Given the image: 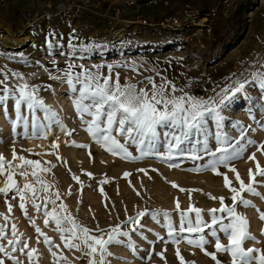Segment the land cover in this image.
I'll return each mask as SVG.
<instances>
[{
	"label": "rangeland",
	"instance_id": "374dc122",
	"mask_svg": "<svg viewBox=\"0 0 264 264\" xmlns=\"http://www.w3.org/2000/svg\"><path fill=\"white\" fill-rule=\"evenodd\" d=\"M182 1L172 0V4L178 8ZM186 1L195 5L203 3L202 0ZM59 4V0H0V25L7 30L6 38L0 42V81L8 77L0 84V89L5 86L12 89L22 83L35 86L39 89V98L52 113L46 114L37 108L35 116L38 123L34 128L29 110L22 105L20 111L28 117L27 124L20 121L13 127L17 118L14 101L10 98L0 106V155L6 161H13L15 150L18 157L39 161L42 167L49 169L39 173L40 179L52 186L45 193L42 185L35 184L31 167L26 169L29 173L27 178L20 176L17 169L14 180L19 188L35 184L38 189L36 203L41 205V209L37 211L30 194H26L23 202L27 214L21 211V200L15 191L0 194V226L5 228L8 239H12L11 228L15 225L21 234L20 240L29 244L24 253L17 251L11 255L21 264H30L27 252L35 248L38 251L34 256L39 259H34L31 264H88L86 250L65 248L54 222L49 219L48 226L44 224L45 197L58 192L60 200H57V205L62 201L76 221L93 230L92 235L105 234L97 231V226L110 230L128 217L147 210L149 215L140 220L143 227L137 226L135 231H131L128 226L122 225V230L129 232V237H121L122 243L109 246L111 255L107 257V264H180L163 214H170L171 223L178 231L181 223L175 206L178 199L181 211H187L191 202L202 210L203 220L210 222L209 210L220 207L219 199L210 197H224V203L232 205V193L224 186V175L231 181V187L239 188L236 174L225 166L217 167L221 175L203 167L221 155L217 153L216 157H212L203 151L207 146L215 152L218 146L216 122L210 116L206 117L203 135L194 133L191 136L192 151L200 157L196 160L190 159L187 154L176 153L172 154V159L162 160L154 153L129 162L121 158L122 154L117 156L106 151L89 135L83 121H89L91 117L77 115L73 99L78 92L74 93L69 88L62 72L57 69L64 70L70 63L82 65L102 77L110 75L112 82L119 73L122 86L136 84L149 92L152 89L149 78L156 85L167 81V91L172 96L190 95L202 100L211 98L216 104H219L224 89H235L238 81H247L244 92L236 93L230 102L226 101L219 108L224 117L220 131L230 141L229 153L242 149L239 158L230 162L231 167L247 184L249 169L254 176L257 164L264 169V149L257 150V145L264 144V96L252 80V73L264 72V0H232L225 17L216 19L215 30L212 27L214 34L204 38L203 32H200L197 36L202 47L195 40L189 42L185 39L176 43L168 32L142 27L131 29L124 34L123 40L116 41L108 35V23L101 17L105 6L100 1L95 0L92 6L74 18L59 14ZM151 11L149 9L146 13ZM124 14L128 12L124 11ZM86 47L87 51L84 50ZM94 65L103 67L97 69ZM108 65L113 66L111 73ZM80 70V67L73 69L74 73ZM13 73H18L23 79L13 76ZM49 73L60 78H50ZM171 86L175 87V92H171ZM76 87L79 88V84ZM113 127L112 135L116 136L115 128L118 126ZM60 137L64 141L54 149L51 144ZM116 138L124 143L122 136ZM40 141L44 143L38 145ZM249 141L254 143L249 144ZM163 143L161 136V145ZM127 147L133 156L139 155L135 146L129 144ZM155 151L164 154V147L158 146ZM253 154L255 157L250 160ZM16 163L20 162L13 161V164ZM197 167L201 169L199 172L192 171ZM126 172L130 175L124 178ZM87 173L91 174V178ZM6 176L7 173L0 176V183ZM73 176L78 177L80 182L77 183ZM255 179L257 192L264 196V176H255ZM105 180L107 183H101ZM173 182L179 187L173 188ZM100 188H103V195ZM180 188L197 191L191 192L189 201L188 191H180ZM244 199L254 207L237 205L236 210L247 218L249 232L258 243L248 240L243 246L264 252V235H261L264 221L257 212V209L264 212V200L250 194H244ZM52 208V204H47V210ZM189 218L194 221L195 213H189ZM33 221L50 238L51 246L46 245L43 236L36 233ZM62 226L70 227L66 222ZM209 231L206 229L203 233L209 241L205 250L215 254L216 260L205 255L200 248L188 245L187 239H196L200 234L187 232L179 234L181 256L188 264H216V261L231 264L228 253L216 252L215 240L208 235ZM218 234L220 242L227 246L228 240L222 233ZM0 244L7 246V239L0 240ZM129 244L133 247L130 248ZM159 253H163L164 259ZM0 259L4 260V264H13L3 254H0Z\"/></svg>",
	"mask_w": 264,
	"mask_h": 264
},
{
	"label": "snow or ice",
	"instance_id": "6c2138e0",
	"mask_svg": "<svg viewBox=\"0 0 264 264\" xmlns=\"http://www.w3.org/2000/svg\"><path fill=\"white\" fill-rule=\"evenodd\" d=\"M92 47V46H88ZM87 51V47L84 49ZM80 67L79 73H74L73 69ZM93 67L99 69L102 65H94ZM111 73L112 65L107 66ZM47 71V69H46ZM58 72H62L66 83L69 88L78 95L73 99V107L77 112V115L83 118L84 115L91 117L89 121H83L86 123V131L93 138L96 143H99L106 151L113 155L121 156L129 162L139 161L145 156L150 154H156L162 160L172 159V154L178 155L187 154L190 159L196 160L200 157L195 151H192L191 136L194 133L203 135V129L206 126V117H211L217 124V148L215 152L205 146L203 151L206 154L216 157L217 153H221L218 158L212 159L204 168L210 169L213 174L221 175L217 171L218 166H225L228 171L236 174V181L239 183V188L231 187V181L227 175H224V186L231 193L232 205L228 206L224 203V197H210L213 200L219 199L220 207L209 210L210 222H205L202 218V210L194 207L191 202L187 211H181L180 203L177 199L175 201L176 210L180 215V227L179 230L172 225L170 214L164 213L166 227L168 234L172 237L171 242L176 246V256L180 261V264H188L181 256L178 244L180 243L179 234H200L196 239H187L186 243L193 247H198L204 251L205 255H209L213 260H216V256L213 253H208L205 250V245L209 241L205 238L203 233L206 229H210L208 235L215 240L216 252H226L230 255L231 264H264V252L256 248H244V243L248 240H252L254 243H258L255 237L249 232V222L245 216L238 213L237 205L243 207H254L249 200L244 199V194H250L257 196L264 200V196H261L257 192V181L255 176H264V169L257 164L255 176L251 169H249V181L247 184L241 179L239 173L234 167H231V161L239 158L240 151H233L229 153L230 141L227 135L220 131L221 122L224 117L221 116L219 108L224 105L226 101H231L232 96L236 93L244 92L245 82H237L235 89H224L223 96L216 104L211 98L208 100H202L190 95H181L179 97L172 96L167 91L169 85L165 81L160 85H156L150 78L149 83L152 84L151 92L144 88H139L136 84L119 83V73L116 74L115 82H112L111 76L102 77L98 73H93L91 70L84 69L83 66H77L74 64H68L64 70L57 69ZM50 78H57L59 76ZM13 76L19 77L18 73H13ZM21 80L23 77H19ZM8 77H4V81H0V84L7 81ZM253 82L261 90V95L264 96V72L252 73ZM79 84V88L76 85ZM174 86H171V92H175ZM231 92V96L229 93ZM0 106H3L8 99L14 101V109L17 113L16 121L13 122L15 127L17 122L23 121L27 124L28 117L21 114V106L26 105L29 113L32 116L33 127L35 128L38 121L35 116V110L37 108L43 110L46 114H52L51 109L45 107L42 99L39 98V89L35 86H29L27 83H22L9 89L7 86L0 89ZM6 111V109H5ZM47 118V115H46ZM114 125L116 136H122L124 143L121 144L116 136L112 135L114 131ZM237 126L239 122H236ZM161 136L164 138V143L161 145ZM200 143V141H197ZM249 144H253V141H249ZM135 146L136 151L139 153L137 156H133L128 151V145ZM184 145V147H182ZM80 148H85L86 145H76ZM158 146L164 147V154L156 152ZM54 149L58 148V144H53ZM264 149V144L257 145V150ZM13 161H19L20 163L13 164V161H6L5 158L0 155V176H6L5 186L0 188V194L7 195L10 191H15L21 200L19 205L22 212L26 213L24 199L26 194H30V198L33 200V207L40 211L41 205L36 203L39 198L38 189L35 184L42 185L45 193L51 185L40 179L39 173L49 171L48 168H44L40 165L39 161L29 160L23 156H17L15 150H13ZM89 155H91L89 153ZM255 154L249 157L250 160L254 159ZM60 159L59 157H57ZM175 167L176 165H172ZM31 167L33 170L31 176L34 178L35 184H25L21 189L16 185L14 180V174L19 169V175L27 178L29 173L26 170ZM201 169L197 167L192 171L199 172ZM139 171H145L140 169ZM152 171H156L153 169ZM145 174H147L145 172ZM89 178L91 174L87 173ZM130 173H124V178H127ZM73 179L79 183V178L73 176ZM101 183H107L102 181ZM173 188L179 186L173 182ZM103 195V188L99 189ZM180 191H188L189 201H191V192L197 191L196 189H183ZM71 195V192L68 193ZM51 196H55V199H51ZM57 200H60L58 192L49 193L45 197V211L43 215L45 217L44 224L48 226L49 219L55 224V230L60 235L61 241L65 248L75 249L77 251L86 250L85 254L89 257L88 264H107V257L111 255L108 251L109 246L113 244L122 243L121 237H129V232L122 230L123 226H128L131 231H135L136 227H143L140 224V220L149 215L147 210L138 212L135 217H128L122 224H117L111 227L110 230H102L97 226V231L104 232V235L97 236L92 235V229L86 226H82L76 219L67 211L66 206L61 203L57 205ZM52 204L53 208L47 210V204ZM9 212H11V206H9ZM259 218L264 221V212H259ZM189 213H195V220L189 218ZM221 213L223 215H217ZM152 215H155L153 213ZM7 220V217H5ZM227 220V223H225ZM67 223L70 227L64 228L62 225ZM32 226L35 227V231L39 236H43L44 243L51 246L52 241L46 236L39 227L35 226V222H32ZM222 233L228 240V245L225 246L220 242V235ZM12 239H8L5 228L0 226V240L7 239V246L0 244V254H3L8 259L12 260L13 264H21V262L11 255L13 252L19 251L24 253L25 249L29 248L27 241H21L20 235L15 225L11 228ZM261 235H264V228L261 229ZM75 241H79L76 243ZM39 242V240L37 241ZM19 246V247H18ZM133 247L131 244L128 245ZM10 249V251H9ZM37 249L32 248L27 252L30 264L34 259H39L38 256H34L37 253ZM55 257L56 254L52 253ZM161 259H164L163 253L158 254ZM61 259L63 257H60ZM0 264H4V260L0 259ZM194 264V262H192ZM216 264H222L220 261H216Z\"/></svg>",
	"mask_w": 264,
	"mask_h": 264
},
{
	"label": "built area",
	"instance_id": "2783aa9c",
	"mask_svg": "<svg viewBox=\"0 0 264 264\" xmlns=\"http://www.w3.org/2000/svg\"><path fill=\"white\" fill-rule=\"evenodd\" d=\"M58 13L68 17H78L92 6L95 0H59ZM104 4L101 17L108 23L109 36L123 40L124 34L142 27L149 30L168 32L176 43L187 39L195 40L202 47L198 37L212 34V27L218 18L225 17L232 0H202L204 7L186 0L174 7L172 0H96ZM135 9V10H134ZM152 10L147 12V10ZM127 11L128 14H124ZM7 30L0 27V42L6 38ZM198 36V37H197ZM174 43V44H176Z\"/></svg>",
	"mask_w": 264,
	"mask_h": 264
},
{
	"label": "bare ground",
	"instance_id": "6f19581e",
	"mask_svg": "<svg viewBox=\"0 0 264 264\" xmlns=\"http://www.w3.org/2000/svg\"><path fill=\"white\" fill-rule=\"evenodd\" d=\"M0 121H1V120H0ZM63 141H64V139L61 138V137H60V138H56V139L52 142L51 145H53L54 143H55V144H58V143L63 142ZM42 143H44V142L40 141L38 145H40V144H42ZM5 183H6V179H4V180L0 183V188L4 187V186H5Z\"/></svg>",
	"mask_w": 264,
	"mask_h": 264
},
{
	"label": "trees",
	"instance_id": "16d2710c",
	"mask_svg": "<svg viewBox=\"0 0 264 264\" xmlns=\"http://www.w3.org/2000/svg\"><path fill=\"white\" fill-rule=\"evenodd\" d=\"M203 5H202V7H204V3H202ZM213 30H215V27L213 28ZM212 34H214V31H213V33Z\"/></svg>",
	"mask_w": 264,
	"mask_h": 264
},
{
	"label": "crops",
	"instance_id": "0c3cea01",
	"mask_svg": "<svg viewBox=\"0 0 264 264\" xmlns=\"http://www.w3.org/2000/svg\"><path fill=\"white\" fill-rule=\"evenodd\" d=\"M0 27H4L3 25H0Z\"/></svg>",
	"mask_w": 264,
	"mask_h": 264
}]
</instances>
